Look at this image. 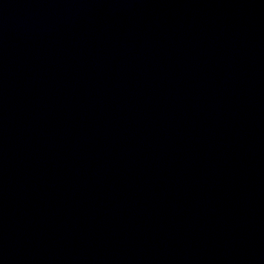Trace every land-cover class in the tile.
<instances>
[{"label":"water","instance_id":"obj_1","mask_svg":"<svg viewBox=\"0 0 264 264\" xmlns=\"http://www.w3.org/2000/svg\"><path fill=\"white\" fill-rule=\"evenodd\" d=\"M0 264H264V0H0Z\"/></svg>","mask_w":264,"mask_h":264}]
</instances>
